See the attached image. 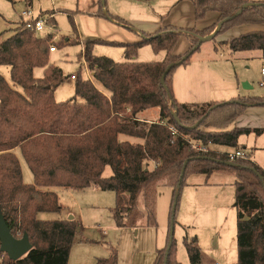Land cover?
I'll return each mask as SVG.
<instances>
[{
	"label": "trees",
	"instance_id": "1",
	"mask_svg": "<svg viewBox=\"0 0 264 264\" xmlns=\"http://www.w3.org/2000/svg\"><path fill=\"white\" fill-rule=\"evenodd\" d=\"M105 2L99 0L98 15L109 17L102 9ZM193 3L198 21L210 12L217 13V21L204 29L166 25L154 33H144L139 41L122 43L125 61L93 55L96 43L109 41L86 40L83 54L92 77L82 79L77 75L75 96L64 101L55 97L66 76L62 68L50 63V34L41 37L22 24L0 42V66L10 67L13 83L0 73V211L14 236L21 238L28 233L33 246L18 260L6 254V264H68L81 223L75 217H39L40 213L62 210L56 188L96 187L113 191L116 200L111 213L116 224L138 228L142 223L157 225L158 187L171 186L175 189L171 228L172 207L176 202L178 210L188 177L195 174L209 177L215 172L237 177L234 183L237 264H264V170L251 157L233 160L234 165H228L224 162L230 161L226 152L212 148L200 152L191 144L198 141L238 148L240 137L253 130L226 128L248 107L264 105V96L187 103L179 102L173 90L174 71L188 64L200 49V36L211 35L222 20L223 26L212 39L237 25L264 24V0H193ZM183 34L190 38L191 45L184 54H176L174 48ZM224 42L232 52L260 50L264 61V30L250 31ZM144 45L165 51L166 58L136 60ZM187 54L180 65H173L163 85L161 78L166 68ZM37 68L43 69L41 77L35 74ZM153 108H159V120L140 117L141 112ZM203 126L213 128L205 130ZM254 131L261 133L263 129ZM17 148L33 174L32 183L24 181ZM108 165L113 173L105 176ZM170 228L167 245L157 250L153 264H182L177 259L175 239L170 241ZM184 244L190 264H204L197 237L185 236ZM96 264H118L117 253L98 258Z\"/></svg>",
	"mask_w": 264,
	"mask_h": 264
},
{
	"label": "rangeland",
	"instance_id": "2",
	"mask_svg": "<svg viewBox=\"0 0 264 264\" xmlns=\"http://www.w3.org/2000/svg\"><path fill=\"white\" fill-rule=\"evenodd\" d=\"M105 4V9L109 10V17L98 15L99 0H0V42L16 31L23 21L21 14L24 10H33L36 17L53 14L55 20L52 18L51 24L57 29L56 32L46 28L39 35L44 37L50 34L52 38L57 35L56 50L50 53V63L62 68L66 76L65 81L55 91L56 99L64 101L75 96L76 80L72 79V74L82 79L92 76V71L90 70L88 74L85 64L84 40L103 39L113 42L96 43L93 55L125 61L122 43L140 40L138 38L135 41H128V38L139 37L142 33H154L169 24L183 29L193 27L202 29L213 24L217 14L210 12L203 20L198 21L193 0H106ZM111 15L125 23L112 20ZM247 26L252 24L228 28L219 33L216 39L202 42L189 64L178 66L173 76L183 75L195 64L217 67L218 75L224 80L211 74L209 80L213 88L210 93L222 89L230 91L229 93H237L231 94L237 97L264 96V86L260 84L264 80L262 74L264 61L258 57L261 51L232 52L229 45L224 42L245 32ZM181 40L188 43L183 51L176 52L174 49L176 54H184L190 47L189 37L182 35L178 44ZM77 41L80 43H75ZM136 57L139 61H162L166 58V52L155 51L150 45H144ZM0 73L13 84L9 66H0ZM35 74L41 77L43 69L37 68ZM95 83L102 88L99 82ZM228 94L224 95L225 101L232 97ZM235 127L252 128V132L240 137L238 147L245 149L249 157L264 170V105L248 107L226 129ZM212 128L203 126L205 130ZM257 128L263 131L257 133L254 131ZM125 137L121 135V138ZM208 145L217 151L235 149L226 145ZM15 152L22 164L24 181L32 183L33 174L21 149L17 148ZM112 173L113 170L108 165L104 175L110 176ZM206 179L216 185H204L193 189H187V185H184L182 189L173 235L177 259L182 264H190L184 244V237L187 236L189 239L197 237L204 264H237V212L234 207L236 193L234 183L237 177L231 173L215 172L209 178L204 174L192 175L188 177L187 182ZM95 188H85L84 192L58 188L62 210L57 213L40 214L42 219H70L69 217L73 216L81 223L80 235L75 238L68 264H96L98 258L109 257L113 251L117 253L118 264H153L157 249L167 245L175 189L166 185L158 187L156 226L150 227L142 223L138 228H130L119 227L112 216L111 208L115 206V194L101 192Z\"/></svg>",
	"mask_w": 264,
	"mask_h": 264
},
{
	"label": "crops",
	"instance_id": "3",
	"mask_svg": "<svg viewBox=\"0 0 264 264\" xmlns=\"http://www.w3.org/2000/svg\"><path fill=\"white\" fill-rule=\"evenodd\" d=\"M140 1V0H138ZM249 1H260V0H249ZM107 4V3H106ZM106 4L104 5L103 4V11L110 15L109 14V10H106L105 9V6ZM100 9V8H99ZM194 9H195V6H194ZM99 11V10H98ZM53 15V14H52ZM209 15V14H208ZM207 15V16H208ZM107 17V16H106ZM112 17V20L115 19L117 21V19L119 18H115L111 15ZM215 18H216V21H217V18H218V15L215 14ZM53 19L55 20L54 16H53ZM121 20V19H119ZM201 21V20H199ZM215 21V22H216ZM23 24V21L21 22L20 25ZM170 26H173L171 24H169ZM212 25V24H211ZM245 25H248V24H245ZM166 26V25H165ZM210 26V25H208ZM206 26V27H208ZM164 27V26H163ZM163 27L157 29L156 31L162 29ZM175 27V26H174ZM204 27V28H206ZM248 28L245 30V32H243L242 34L244 33H247V32H250V31H255V30H264V24H257V25H254L252 24V26H247ZM178 28V27H176ZM196 28V27H195ZM202 28V29H204ZM17 29V28H16ZM180 29H183V28H180ZM143 34L139 37H134V38H128L127 40L128 41H135L137 40L138 38L141 40L142 37H143ZM183 35H186V34H183ZM241 35V34H240ZM57 36V35H55ZM187 36V35H186ZM43 37V36H41ZM141 37V38H140ZM188 37V36H187ZM77 38V37H76ZM70 39V38H69ZM67 39V42L68 40ZM190 39V38H189ZM103 40V39H102ZM86 41V40H84ZM108 41V40H106ZM139 41V40H138ZM111 42V41H109ZM188 42H183L182 40L180 41V43L178 45H176V48L175 51L178 52V51H183L184 47L186 46ZM181 44V45H180ZM180 45V46H179ZM184 45L182 48L181 46ZM190 45H191V40H190ZM189 45V46H190ZM84 46V45H83ZM84 48V47H83ZM55 52V51H54ZM175 52V53H176ZM138 54V53H137ZM177 54H182V53H177ZM137 56V55H136ZM259 58H262V53L261 55L259 54L258 55ZM137 57H135L136 59ZM137 60V59H136ZM263 60V58L261 59ZM139 61V60H138ZM88 63V62H87ZM189 64V63H188ZM88 66H89V63H88ZM90 68V67H89ZM217 67H211V66H202L201 64H195L194 66H190V68H188L189 70L186 71L183 75H179V76H176L174 77L173 76V90H174V95L176 97V99L179 101V102H187V103H207V102H212V101H225L226 100V97L224 95L228 94L230 91L228 90H218L216 91V93H210L211 89L213 88L212 87V84L210 83V75L211 74H214V75H217V77L220 79V80H224V78L221 76V75H218L219 74V71L216 70ZM89 74V73H88ZM92 77V76H91ZM87 78H90L89 76ZM86 78V79H87ZM239 92V90L237 91ZM231 94H237V93H229L228 95L232 96L230 97L231 99L233 98H237L236 95H231ZM216 95V96H215ZM238 97H242L241 95H238ZM243 97H253V96H246V95H243ZM214 98H221L222 100H217V99H214ZM230 99V100H231ZM57 100V99H56ZM58 101V100H57ZM140 117L143 118V120H148V121H154V120H159V108H153V109H149V110H145L143 112H141L140 114ZM250 128V127H249ZM252 129V128H251ZM127 138V137H125ZM240 140V139H239ZM239 148V147H238ZM16 150V149H15ZM218 151H221V152H228L230 150H227V151H222V150H218ZM254 161V160H253ZM22 165V164H21ZM23 169V168H22ZM196 175V174H195ZM210 177V176H209ZM206 176V178H209ZM205 181V183L203 184V182ZM204 181H191V182H188L187 184V189H193L194 187H202L204 185H216V184H212V183H209L208 179L204 180ZM61 187H59L60 189ZM92 187H88L86 189H90ZM59 189L56 188L55 190L57 191L58 195H59ZM86 189H83V190H78L76 192H80V191H85ZM101 192H113V191H103V190H100L98 188H95ZM61 190V189H60ZM183 191V190H182ZM192 190H190L189 193H191ZM114 193V192H113ZM115 194V193H114ZM41 214V213H40ZM40 214H39V217H40ZM77 219V218H76ZM168 242V241H167ZM237 243V242H236ZM164 248V247H163ZM158 250V249H157ZM97 261V260H96Z\"/></svg>",
	"mask_w": 264,
	"mask_h": 264
},
{
	"label": "water",
	"instance_id": "4",
	"mask_svg": "<svg viewBox=\"0 0 264 264\" xmlns=\"http://www.w3.org/2000/svg\"><path fill=\"white\" fill-rule=\"evenodd\" d=\"M243 11V8L239 10L235 15L237 16ZM224 20L220 21L217 28L215 31L209 35V36H200V42H204L206 40L212 39L218 32V30L223 26ZM198 46H196L193 50H195ZM188 57V54L184 56L181 60L177 61L175 64H170L164 74L162 75L161 78V83L164 85L165 84V79L167 74L170 72L172 69L173 65H180L186 58ZM247 85V84H246ZM228 165H234V162L231 161H224ZM261 178H263L262 175H260ZM176 210H177V203L174 202L173 207H172V221H171V228H170V241L173 240V235H174V216L176 215ZM70 219L73 218V216L69 217ZM32 244L29 239L28 233H24V235L21 238H17L14 236L12 229L8 226L4 214L2 211H0V251L5 252L9 258L12 260H18L25 256L31 249H32ZM168 257V252L166 254V261Z\"/></svg>",
	"mask_w": 264,
	"mask_h": 264
},
{
	"label": "built area",
	"instance_id": "5",
	"mask_svg": "<svg viewBox=\"0 0 264 264\" xmlns=\"http://www.w3.org/2000/svg\"><path fill=\"white\" fill-rule=\"evenodd\" d=\"M21 15L23 17V26L34 31L37 35H39L41 32H43L46 28H50L54 32H56V30H57L55 28V26L53 24H51V19L53 18L52 14L47 16V17H45V16H37L36 17L33 10L27 9V10H24ZM39 36H41V35H39ZM55 40H56V36L54 35V37L51 40L52 44L50 45V51L51 52L56 50ZM85 64H87V71H88V73H90L91 69L89 68L86 60H85ZM262 74L264 75V67L262 68ZM71 77H72V79H76L77 75L72 74ZM260 84H261V86H264V80ZM172 130L174 133H176V129L174 127H172ZM191 144H192V147L194 149H196L200 152H208L211 149L208 144H203V143L198 142V141H191ZM226 153H227L230 161L237 160L240 158H242V159L249 158L248 153L243 148H235V149L230 150ZM5 258H6V253L2 252L0 254V264H6ZM215 264H219V263H215Z\"/></svg>",
	"mask_w": 264,
	"mask_h": 264
}]
</instances>
